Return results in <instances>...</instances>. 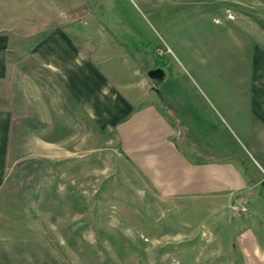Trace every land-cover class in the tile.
I'll use <instances>...</instances> for the list:
<instances>
[{
  "label": "rangeland",
  "instance_id": "1",
  "mask_svg": "<svg viewBox=\"0 0 264 264\" xmlns=\"http://www.w3.org/2000/svg\"><path fill=\"white\" fill-rule=\"evenodd\" d=\"M212 1L0 0V34L10 35L11 47L8 84L0 91L10 109L0 264L231 263L226 228L246 214V200L230 192L158 195L113 131L82 116L29 53L35 34L51 28L85 30L105 52L117 44L130 70L140 72L133 80L138 93L170 100L187 132L202 135L204 151L211 129L220 149L239 145L251 163L243 160L245 167L256 173L263 158L231 117L242 82L236 74L259 37L243 36L245 23L227 17L226 3ZM258 24L264 21H250V32ZM152 68L164 72L157 84L147 76Z\"/></svg>",
  "mask_w": 264,
  "mask_h": 264
},
{
  "label": "crops",
  "instance_id": "2",
  "mask_svg": "<svg viewBox=\"0 0 264 264\" xmlns=\"http://www.w3.org/2000/svg\"><path fill=\"white\" fill-rule=\"evenodd\" d=\"M212 2L226 3L227 17L245 23L243 36L259 37L252 49L247 46L248 59L236 74L242 82L240 96L234 99L238 113L231 121L236 120L242 137L259 151L264 164V24H258L257 32L249 28L250 21H264V0ZM90 37L85 30L51 28L35 34L29 53L49 70L82 116L99 119L101 127L113 131L123 153L158 195L170 198L230 192L243 197L246 214L227 224L226 260L230 264H264V167L256 173L246 168L243 160L251 165L248 156L235 146L229 133L235 147L220 149L211 129L205 142L208 150L204 151L202 135L187 132L181 116L169 107L170 100L156 92H137L140 72L130 70L129 55L117 44L111 52L98 50ZM10 51V35L0 34L1 92L8 84ZM111 58L117 64L107 65ZM119 66L125 71L116 72ZM163 79L164 75L158 81ZM6 101L0 95V174L9 142Z\"/></svg>",
  "mask_w": 264,
  "mask_h": 264
},
{
  "label": "water",
  "instance_id": "3",
  "mask_svg": "<svg viewBox=\"0 0 264 264\" xmlns=\"http://www.w3.org/2000/svg\"><path fill=\"white\" fill-rule=\"evenodd\" d=\"M164 75V72L161 68H152L147 71V76L154 82L158 83V80L161 79Z\"/></svg>",
  "mask_w": 264,
  "mask_h": 264
}]
</instances>
